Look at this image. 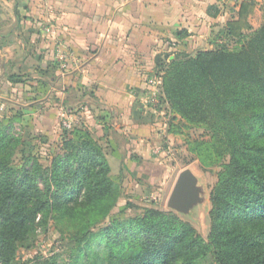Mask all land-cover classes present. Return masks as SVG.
Masks as SVG:
<instances>
[{
    "label": "trees",
    "instance_id": "1",
    "mask_svg": "<svg viewBox=\"0 0 264 264\" xmlns=\"http://www.w3.org/2000/svg\"><path fill=\"white\" fill-rule=\"evenodd\" d=\"M251 1L242 3L239 20L229 23L228 38H245L242 29H249ZM224 44L192 56L179 53L170 61L165 55L166 65L156 74L162 77L158 112L168 104L187 122L206 126L231 155L212 193L207 243H200L188 225H166L156 212L128 227L115 222L98 234V246L91 243L97 216L105 219L116 205L103 148L82 128L64 139L50 166L36 163L19 178L9 168L11 154L0 158V195L4 203H16L19 224H31L39 214L51 215L63 232L62 224L69 217L65 207L82 200L88 209L81 211L85 220L71 234L78 247L74 264H202L209 255L215 264H264V145L256 138L264 134V23L240 49L229 50ZM180 54L188 56L178 62ZM0 134L1 140L8 138L6 132ZM5 232L16 235V231H0L1 261L12 264L14 241Z\"/></svg>",
    "mask_w": 264,
    "mask_h": 264
},
{
    "label": "crops",
    "instance_id": "2",
    "mask_svg": "<svg viewBox=\"0 0 264 264\" xmlns=\"http://www.w3.org/2000/svg\"><path fill=\"white\" fill-rule=\"evenodd\" d=\"M228 8L216 0H0V80L13 102L25 98L29 115L43 104L46 130L77 106L97 135L123 134L151 165L148 81L165 55L226 43L229 23L239 20ZM57 43L66 61L55 58ZM129 164L131 173L141 170Z\"/></svg>",
    "mask_w": 264,
    "mask_h": 264
},
{
    "label": "rangeland",
    "instance_id": "3",
    "mask_svg": "<svg viewBox=\"0 0 264 264\" xmlns=\"http://www.w3.org/2000/svg\"><path fill=\"white\" fill-rule=\"evenodd\" d=\"M251 3L254 5L248 18L253 26L250 30L245 29V38L242 40L226 39L224 45L229 50L240 49L264 23V0H252ZM230 7L227 13L233 15L239 11L236 7ZM187 56L180 54L178 62L185 60L184 57ZM11 95L12 87L0 80V131L8 135L7 139L1 140L0 134V158L5 157L6 152L11 154L9 168L15 171L17 178L24 171H31L37 164L42 168L50 166L53 158L61 152L64 139L70 137L76 128L88 131L102 146L111 168L110 178L114 182L113 202L116 207L105 219H102L103 216H97L99 223L91 229V233L95 235L91 243L98 246V234L113 223L125 227L135 221L139 224L145 221L151 212L159 213L163 217L161 221L166 225H188L195 230L194 236L200 243H207L211 230L212 193L220 177L226 172L231 155L227 145L206 126L187 122L165 104L162 113H155L150 123L155 130V137L149 143L152 157L150 165L143 163V152L138 151L127 138L125 140L123 134H118L110 128L105 134L97 135L92 121L86 120L85 111L81 108L74 107L73 113L70 114L73 123L69 126H63L67 121L64 119V111L63 116L58 119L56 129L46 130L43 120H50L51 117L44 116L43 104L41 103L40 108H34L33 114L29 115L25 98H21L17 103L13 102ZM256 138L264 145V134H257ZM130 160L137 161L141 170L136 169L131 173L126 168L130 166ZM185 169H191L198 177L199 185L203 187L208 199L207 203L197 207L188 216L168 208V200L176 180ZM37 181L40 182L38 179ZM38 188L43 192L41 183ZM34 200L35 197L28 201V208L32 207ZM15 208V202L4 203L0 195V231L10 228H15L16 231V235L5 232L6 235H11L14 241L12 264H74L78 247L71 240V236L85 220L81 211L88 209L82 200L76 205L65 207L64 211L69 217L65 219L66 224H62L63 232L57 229L51 215L44 218L43 214H39L35 222L20 225ZM68 223L72 230L70 232L69 226L66 227ZM1 238L2 236L0 241ZM87 251L90 253L92 248ZM0 264H3L1 258ZM202 264L215 263L209 255Z\"/></svg>",
    "mask_w": 264,
    "mask_h": 264
},
{
    "label": "water",
    "instance_id": "4",
    "mask_svg": "<svg viewBox=\"0 0 264 264\" xmlns=\"http://www.w3.org/2000/svg\"><path fill=\"white\" fill-rule=\"evenodd\" d=\"M208 202L199 179L191 169L183 170L174 185L168 200V208L180 215L188 216L197 207Z\"/></svg>",
    "mask_w": 264,
    "mask_h": 264
},
{
    "label": "built area",
    "instance_id": "5",
    "mask_svg": "<svg viewBox=\"0 0 264 264\" xmlns=\"http://www.w3.org/2000/svg\"><path fill=\"white\" fill-rule=\"evenodd\" d=\"M248 0H216V2L221 5L222 7H227V6H233L236 7L235 9H239L242 3ZM63 45L57 43L56 45V50H55V58L58 61H66L67 55L64 53ZM161 86H162V77L155 76L149 79L148 81V90H147V107L148 109L153 113H158V108L160 105V97H161ZM65 120H67L64 123V127L69 126V124L73 123L72 122V116H66L64 117ZM64 120V121H65ZM63 121V122H64Z\"/></svg>",
    "mask_w": 264,
    "mask_h": 264
}]
</instances>
